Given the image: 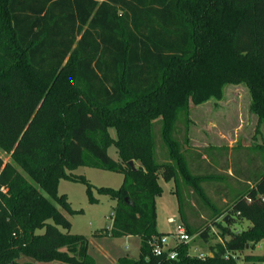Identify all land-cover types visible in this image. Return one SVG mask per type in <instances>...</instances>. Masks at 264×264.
Returning a JSON list of instances; mask_svg holds the SVG:
<instances>
[{
	"label": "trees",
	"instance_id": "obj_1",
	"mask_svg": "<svg viewBox=\"0 0 264 264\" xmlns=\"http://www.w3.org/2000/svg\"><path fill=\"white\" fill-rule=\"evenodd\" d=\"M225 84L245 85L264 123V0H0V150L10 157L0 155V264H96L59 209L81 212L58 193L61 179L84 184L91 203L93 189L115 200L110 234L140 238V257L115 264H242L264 240V169L223 209L212 205L205 227L181 215L191 236L216 239L209 254L180 243L170 260L150 245L165 235L160 177L182 176L209 202L175 132L191 105L220 99ZM79 166L121 173L123 183L95 187L72 173Z\"/></svg>",
	"mask_w": 264,
	"mask_h": 264
},
{
	"label": "rangeland",
	"instance_id": "obj_2",
	"mask_svg": "<svg viewBox=\"0 0 264 264\" xmlns=\"http://www.w3.org/2000/svg\"><path fill=\"white\" fill-rule=\"evenodd\" d=\"M250 103V94L245 85L225 84L220 99L210 98L201 104L191 105L188 112L190 123L187 126L183 119L178 122L176 137L182 141L187 140L183 153L191 173L206 177L201 181V186L209 202H204L194 188L184 182L182 176L177 181L159 178L162 193L155 199L156 227L169 237L170 245L174 244L170 235L182 223V214H197L191 216L192 220L202 222L205 227L213 214L212 205L223 209L239 191L249 187L246 184L249 177L264 169V123H258L257 116L250 111ZM160 126L158 123L153 127L156 159L159 162L168 160ZM109 133L116 138L115 128H109ZM108 154L119 161L115 145L108 148ZM0 155L5 162L10 160L9 155L1 150ZM258 163H261V169L257 168ZM72 173L85 176L95 187L118 189L124 180L121 173L86 166H79ZM176 188L179 195L174 193ZM58 193L66 194L72 209L81 210L79 213H70L59 207L71 222V233L88 238L87 254L96 264H115L123 256L132 259L140 257L139 238L113 237L110 234L116 211L115 200L93 189L98 202L91 203L84 184L65 179L59 181ZM243 227L246 228V224ZM215 242L213 238L206 242L195 233L188 244L189 254L204 257L210 251V244ZM250 251L245 250L244 254ZM244 254L240 262L250 264L244 261ZM253 254L256 264H264V240L256 245ZM27 260L35 264H57L38 262L31 258Z\"/></svg>",
	"mask_w": 264,
	"mask_h": 264
},
{
	"label": "built area",
	"instance_id": "obj_3",
	"mask_svg": "<svg viewBox=\"0 0 264 264\" xmlns=\"http://www.w3.org/2000/svg\"><path fill=\"white\" fill-rule=\"evenodd\" d=\"M170 222H173L172 219H169ZM173 238L174 244H169V237L163 235L159 238H154L150 241L152 247V252L157 256H166L170 260H174L177 257V252L173 249L180 243H189L192 236L188 233L185 225L183 223L176 226L174 233L170 235Z\"/></svg>",
	"mask_w": 264,
	"mask_h": 264
},
{
	"label": "crops",
	"instance_id": "obj_4",
	"mask_svg": "<svg viewBox=\"0 0 264 264\" xmlns=\"http://www.w3.org/2000/svg\"><path fill=\"white\" fill-rule=\"evenodd\" d=\"M261 163H262V162H261ZM261 163H258V164H257V168H258V169H261V168H262ZM248 184H250V182H249ZM169 219H172V218H169ZM247 226H248V224H247ZM157 231H158V230H157ZM159 232H160V231H159ZM162 233H163V232H162ZM125 237H126V238H128V237H137V238H139L138 236H125ZM139 240H140V238H139ZM260 242H262V241H260ZM260 242H259V243H260ZM140 244H141V240H140ZM256 245H257V244H256ZM256 245H255V247H256ZM139 247H140V245H139ZM255 247H254V248H255ZM254 248H253V249H254ZM253 249H251L250 253H245V254H244V252L242 253V254H244V256H246V255H252V256H253V260H252V261H248V262L245 261V262L250 263V264H256V258H255V255L253 254ZM209 253H210V252H209ZM209 253H208V254H209ZM242 254H241V256H242ZM244 256H243V257H244ZM56 263H57V264H62V263H59V262H56Z\"/></svg>",
	"mask_w": 264,
	"mask_h": 264
},
{
	"label": "water",
	"instance_id": "obj_5",
	"mask_svg": "<svg viewBox=\"0 0 264 264\" xmlns=\"http://www.w3.org/2000/svg\"><path fill=\"white\" fill-rule=\"evenodd\" d=\"M129 165L133 168V169H135V165H134V162L133 161H129ZM226 221V218L224 219V222Z\"/></svg>",
	"mask_w": 264,
	"mask_h": 264
}]
</instances>
